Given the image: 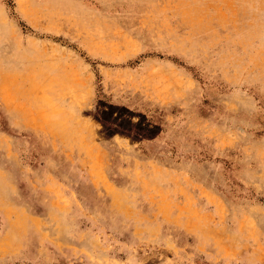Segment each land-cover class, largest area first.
I'll return each instance as SVG.
<instances>
[{"label": "rangeland", "instance_id": "rangeland-1", "mask_svg": "<svg viewBox=\"0 0 264 264\" xmlns=\"http://www.w3.org/2000/svg\"><path fill=\"white\" fill-rule=\"evenodd\" d=\"M0 264H264V0H0Z\"/></svg>", "mask_w": 264, "mask_h": 264}]
</instances>
